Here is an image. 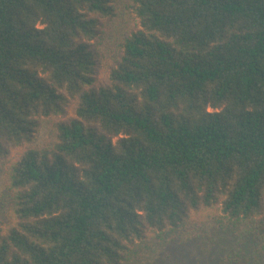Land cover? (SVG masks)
Instances as JSON below:
<instances>
[{
    "label": "trees",
    "instance_id": "1",
    "mask_svg": "<svg viewBox=\"0 0 264 264\" xmlns=\"http://www.w3.org/2000/svg\"><path fill=\"white\" fill-rule=\"evenodd\" d=\"M110 2L0 0V264H158L191 221L264 226V0H136L97 86ZM71 99L52 148H18Z\"/></svg>",
    "mask_w": 264,
    "mask_h": 264
},
{
    "label": "rangeland",
    "instance_id": "2",
    "mask_svg": "<svg viewBox=\"0 0 264 264\" xmlns=\"http://www.w3.org/2000/svg\"><path fill=\"white\" fill-rule=\"evenodd\" d=\"M135 2L136 0H111L113 14L100 18L99 35L92 41L98 56L95 71L97 86L110 83V72L121 55L124 37L139 25L134 11ZM76 104L77 101L71 99L64 113L38 117L32 141L25 142L18 148H52L57 139V124L75 116ZM3 177V172L0 171V222L6 223L12 197L4 185ZM258 222L245 221L234 227L212 221H191L182 228L178 237L160 248L158 264H233L235 261H258L264 240V226Z\"/></svg>",
    "mask_w": 264,
    "mask_h": 264
}]
</instances>
